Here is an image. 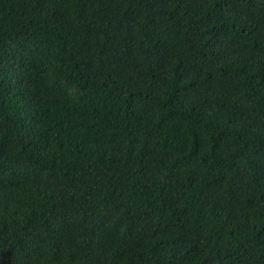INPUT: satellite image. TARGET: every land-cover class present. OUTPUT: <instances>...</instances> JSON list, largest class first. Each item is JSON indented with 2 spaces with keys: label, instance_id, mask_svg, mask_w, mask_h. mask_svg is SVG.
<instances>
[{
  "label": "trees",
  "instance_id": "1",
  "mask_svg": "<svg viewBox=\"0 0 264 264\" xmlns=\"http://www.w3.org/2000/svg\"><path fill=\"white\" fill-rule=\"evenodd\" d=\"M0 264H264V0H0Z\"/></svg>",
  "mask_w": 264,
  "mask_h": 264
}]
</instances>
